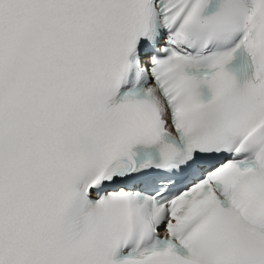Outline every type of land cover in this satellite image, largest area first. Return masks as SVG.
I'll return each instance as SVG.
<instances>
[{
    "label": "snow or ice",
    "instance_id": "obj_1",
    "mask_svg": "<svg viewBox=\"0 0 264 264\" xmlns=\"http://www.w3.org/2000/svg\"><path fill=\"white\" fill-rule=\"evenodd\" d=\"M0 264H264V0H0Z\"/></svg>",
    "mask_w": 264,
    "mask_h": 264
}]
</instances>
